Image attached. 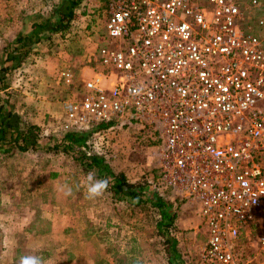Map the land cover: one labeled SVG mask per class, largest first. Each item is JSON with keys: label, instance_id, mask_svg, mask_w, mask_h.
Masks as SVG:
<instances>
[{"label": "built area", "instance_id": "2783aa9c", "mask_svg": "<svg viewBox=\"0 0 264 264\" xmlns=\"http://www.w3.org/2000/svg\"><path fill=\"white\" fill-rule=\"evenodd\" d=\"M250 3L110 0L108 42L87 57L96 71L64 104L67 129L153 128L163 186L202 205L200 264H264L239 252L252 228L264 252V39L244 27L264 0Z\"/></svg>", "mask_w": 264, "mask_h": 264}, {"label": "rangeland", "instance_id": "374dc122", "mask_svg": "<svg viewBox=\"0 0 264 264\" xmlns=\"http://www.w3.org/2000/svg\"><path fill=\"white\" fill-rule=\"evenodd\" d=\"M109 1L89 0V7L85 6V8L77 10L76 18L73 22H79L83 19L84 24H89L88 32L82 31L83 33H80L79 31L78 34L81 36L79 43L72 42L75 39L73 36L76 35L69 30V32H64L61 36V44L63 45H58L56 42L55 47L53 45L48 46L51 59L54 56L53 54L62 52L64 49L65 52L72 53V57L65 61V65H69L67 66L68 68L60 72L65 70L73 72L72 68H75L73 64L80 57L83 56L86 63L90 53L95 52L108 42L106 23ZM246 1L249 6L251 4L250 0ZM0 2L3 5L9 2L11 6H15V9L11 8V14H14L16 20L21 21L26 18L31 22L47 21V23L54 25L60 21V14L67 11L66 0H0ZM246 11L244 27L251 29L264 39V22H261L264 21V9L249 7ZM32 48L31 53L27 55V59L29 58L30 62L25 66L26 68L33 66L37 62L35 45ZM19 51L22 52L23 49L16 50V52ZM23 54V52L22 54L20 53V57ZM74 58H76L75 61L73 60ZM27 59L22 58L20 62L14 59L16 67L14 72L11 75L9 74L11 85L20 87V89L26 80L23 72V63ZM2 67L5 66L0 63V69ZM39 76L47 79L51 75L43 71L39 73ZM82 82L84 83V79ZM72 84L66 83L67 86ZM20 93L16 90L14 99L19 105L18 108L21 115L24 112V117L29 118V114H32L35 109L30 106L24 110L23 103L26 102H24L25 99L20 96ZM82 95L80 94L79 97ZM69 96L66 101L78 97V95L75 98ZM27 105L29 106L28 103ZM30 119L28 122H30ZM21 120L15 126V129L19 128L21 131H26L29 128V123ZM65 123L66 111L63 124V129L66 132L69 129L64 126ZM32 131L37 134V137L40 134L38 129H32ZM57 132L58 134H55L56 137L52 135L54 138L51 137L49 140L46 134L39 136L40 139L35 144L38 150H34L31 146L30 150H24L27 152L26 154L12 157L9 159L11 162L8 163L6 157L0 159L2 162L0 163V180L8 186L0 185L3 188L0 189V192L11 194L18 191L20 194H28L24 201L25 206L28 208H36L40 207V205L46 207L44 192L48 193L51 189L48 182L55 183L58 187H61L62 189H59L63 194L65 185L70 188L75 185V190L78 189L86 193L85 179L89 172L87 173V169L72 158V154L63 149L61 144L63 143L64 135L60 125L58 127L55 126L52 131V133ZM20 138L18 142H21ZM90 140L93 142L94 149L104 153L107 161L116 171H124L131 181L145 182L151 192L155 189L154 187H157L156 193L164 195L172 202L174 207L172 209L178 213V217L175 221L176 226L171 228L170 233L179 241L178 246L182 260L186 264H200L201 247L208 239V230L202 217V205L199 201L190 203L180 198L177 195L179 193L177 190L163 186L160 172L157 169L155 154L159 145V138L154 133L153 128L137 121H131V123L124 125L117 123L112 125L103 134V137L94 135ZM27 144H32V141L29 139ZM56 144L60 148L47 150V148ZM12 145H14L13 152L25 153L19 148L16 141H13ZM22 182L25 190L20 187ZM38 182L45 183L44 187L38 189ZM32 191L39 193L37 195L38 198L34 197L36 195L32 194ZM108 197L113 198V195L107 189L102 197L94 200L87 199V201H91V204H88L90 208L84 219L74 222L70 219L67 220L66 222H69V225L75 226H68V229L61 230L53 241L49 240L47 245L41 244L42 238H39V236L34 237L28 234V232L35 231L33 226L36 222L35 220H31L29 226L21 234H15L14 228L11 225L10 227L7 225L8 220L3 219L2 212H0V241L6 247L17 246L19 248L17 253L19 256L39 255L43 257L46 264H124V261H120L115 256L116 251L128 255L127 264H171L164 243L165 239L159 234L160 231L157 227L158 210L148 207L143 209V213H138V215H141L134 217L135 215L129 212L131 205L129 207L122 203L115 204ZM65 204L63 211L65 212L64 214H67L68 204ZM124 207L126 211L123 210ZM132 212L134 213L133 210ZM25 213L29 218L30 213ZM260 237L261 234L256 228H252L249 235L244 234L241 237L239 252L244 259L256 256L258 260H264Z\"/></svg>", "mask_w": 264, "mask_h": 264}, {"label": "crops", "instance_id": "0c3cea01", "mask_svg": "<svg viewBox=\"0 0 264 264\" xmlns=\"http://www.w3.org/2000/svg\"><path fill=\"white\" fill-rule=\"evenodd\" d=\"M85 6H90L89 0H84L75 11L77 12L78 9L81 10L80 8H85ZM11 8L15 9V6H11L9 2H7L5 5L0 2V63L2 66L12 68L16 65H14L15 56L19 57L20 59H27V55L31 53L33 50L32 47L34 45V49L37 50V62L28 68L25 66L29 64V58L26 60V62H22L24 65L23 72L26 80L21 86V89L20 87H15L13 84L11 86L0 87V125L3 122L5 125L11 123L15 128L21 119L28 122V120L31 118L30 122H28L29 127L33 125V127L37 128L40 132L36 141L40 139L39 136H44V134H46L48 140L52 137V135L56 137L55 134H58V132L52 133V131L55 126L58 127L59 125L63 135H65L66 132L63 129V124L65 122L64 104L66 98H68L69 95H71L69 97L75 98L77 95L79 97L80 94H83L85 89L82 80L91 77L94 71H96V67L87 62L86 64L83 56L80 57L78 61L73 64L75 68H72V71L75 75V82L71 86H67L64 81H60V77L62 75L60 71L68 68L67 66L69 65L66 66L65 61L72 57V53L65 52L64 49L62 52L53 54L54 56L51 59V56L49 55L51 53L50 50H48V46L53 45L55 47L56 42L58 45H63L61 44V36L64 34V32H69V30L72 32V34L75 33L76 35L73 36L75 39L72 42L79 43L81 41V36L78 34L79 31L80 33L87 31L89 24H84L83 19L79 22L72 21L68 28L54 33L55 24L53 25L51 23H47V21L31 22L26 18H23L22 21L16 20L14 14H11ZM17 49H23L22 52L24 54L22 57H20V53L22 54V52H16ZM73 60L75 61L76 58ZM69 68L71 69V67ZM43 71L51 76L47 79L41 78L39 73ZM83 76L84 78H82ZM16 90L21 92L20 96L25 99L24 102L26 103H23L24 110L27 109L26 107L30 106L35 109V111H33L34 113L32 112V114H29V112L26 111L29 114V118L24 117V112L22 115L20 113L18 108L19 105L14 99ZM33 115L35 116L32 117ZM42 130L45 133H43ZM106 131L102 133H96L95 136L103 137V134ZM13 133L14 131L12 132V129L8 128L7 134L5 136L6 140H0V159L6 157L7 163L11 162L9 160L10 158L27 153L26 151H24L25 153L12 151L14 148V145H12V139L16 138V134ZM1 135L2 134H0V137ZM35 135L37 136V134ZM20 136H22V134H20ZM54 136L52 138H54ZM22 138L23 136L20 139ZM30 140L33 141V139ZM31 146L32 144H28L29 148L27 150H30ZM37 148L38 147H36L35 150ZM47 150L50 151L53 149L50 147L47 148ZM0 163L2 162L0 161ZM2 184L4 183L0 180V185ZM20 184V187L24 188L23 190H25L23 182ZM44 184L45 183L38 182V189L43 188ZM48 184L50 185L51 189L48 193H46V191L44 192L46 207L40 205V207L28 208L25 206L24 201L25 198L28 197V194H20L18 191L11 194H7V192H0V212H2V218L8 220L7 225L9 227L11 225L12 228H14L15 234H21V232L27 226H29L31 220H35L36 222L33 225L35 231L28 232V234H31L34 237L39 236V238H42L41 244L46 245L49 244V240L53 241L54 237L61 230L64 231L68 229V226H75L69 225V222H66L67 220L70 219L73 222L76 220H83L88 214V210L90 208L88 204H91V201H87L86 193H83V191L78 189L75 190V185H72L71 187V194L65 195L61 193L60 189L62 188L58 187L55 183L48 182ZM2 186L8 187L6 184ZM0 189L3 188L0 187ZM32 194L36 195L34 197L38 198L37 195H39V193L32 191ZM111 197L108 198L110 199ZM110 200L115 204L122 203L123 205L130 207L128 202L115 200L114 198H111ZM166 200L169 199L166 197ZM65 203H67L69 206H67L66 209L67 214H64L65 212L63 211V207L66 205ZM132 208L133 207L131 205L129 212L130 214L135 215L134 217H136L138 213H141L136 211L133 213ZM123 210L126 211V208L124 207ZM25 212L30 213L29 218L26 216Z\"/></svg>", "mask_w": 264, "mask_h": 264}, {"label": "trees", "instance_id": "16d2710c", "mask_svg": "<svg viewBox=\"0 0 264 264\" xmlns=\"http://www.w3.org/2000/svg\"><path fill=\"white\" fill-rule=\"evenodd\" d=\"M83 1L84 0H66L67 11L60 14V21L54 26L55 32L64 30L70 26L71 22L76 18V8L80 6ZM15 59L19 62L21 60L16 56ZM15 67L16 65L12 68L2 67L0 69V87L11 86V77L9 74L11 75L14 72ZM110 126V123H100L89 129L66 130L61 145L65 151L72 154V158L76 162H79L87 169V173L95 171L99 179L107 178L109 180L108 190H110L115 200L128 202L134 208H132L134 212L143 213V209L148 207L157 209L159 213L157 227L160 231L159 234L165 239L164 243L169 255V262L171 264H186V262L182 260L181 251L178 246L179 241L170 233L171 228L176 226L175 221L178 217V213L172 209L174 208L172 202L166 200L164 195L156 193L157 187H154L155 189L151 192L148 190L145 182L131 181L124 171H116L107 161L105 154L94 149L93 142L90 138H93L96 133H102L108 130ZM8 128L12 129V132L14 131L13 134L16 133V138L12 139V141H16L22 151L29 148L27 144L29 139H33V141L31 140L32 148L35 150L37 136L32 129L37 128L32 125L26 131H21L19 128L15 129L11 123L5 125L3 122L0 125V134H2L0 140H6L5 136ZM20 134H22L23 138L21 142H18ZM57 148H60L58 144L52 147L54 150ZM18 251L19 248L17 246L6 247L2 241H0V264H17L19 257H21L17 254ZM115 256L118 257L120 261H124V264L128 263V255L116 251Z\"/></svg>", "mask_w": 264, "mask_h": 264}, {"label": "clouds", "instance_id": "9594fccd", "mask_svg": "<svg viewBox=\"0 0 264 264\" xmlns=\"http://www.w3.org/2000/svg\"><path fill=\"white\" fill-rule=\"evenodd\" d=\"M86 198L94 200L104 195L109 186L107 178L99 179L95 171H90L85 179ZM71 188L67 185L64 186V194L70 195ZM17 264H46L43 257L39 255H22L19 257Z\"/></svg>", "mask_w": 264, "mask_h": 264}]
</instances>
